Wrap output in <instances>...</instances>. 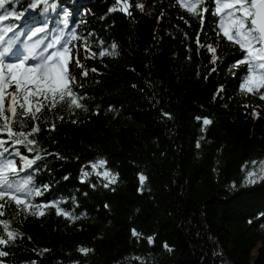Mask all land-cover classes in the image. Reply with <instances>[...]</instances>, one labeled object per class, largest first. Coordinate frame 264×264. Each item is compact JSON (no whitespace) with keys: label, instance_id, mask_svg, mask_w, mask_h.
Listing matches in <instances>:
<instances>
[{"label":"trees","instance_id":"16d2710c","mask_svg":"<svg viewBox=\"0 0 264 264\" xmlns=\"http://www.w3.org/2000/svg\"><path fill=\"white\" fill-rule=\"evenodd\" d=\"M29 3L48 29L66 14L65 32L82 37L72 46L83 67L72 71L84 108L27 119L24 131L41 129L35 152L21 147L41 157L26 170L42 189L33 203L49 206L40 216L6 203L0 221L17 236L0 245V264H264V179L245 182L264 160V100L241 92L247 66L233 67L243 53L218 35L214 0L199 15L178 0H127V12L118 0L8 7L26 15ZM105 170L114 182L96 174Z\"/></svg>","mask_w":264,"mask_h":264},{"label":"snow or ice","instance_id":"6c2138e0","mask_svg":"<svg viewBox=\"0 0 264 264\" xmlns=\"http://www.w3.org/2000/svg\"><path fill=\"white\" fill-rule=\"evenodd\" d=\"M178 2L192 14L199 15L201 11L205 13L209 11L207 7L201 8L204 0H187V3L185 0H178ZM214 2L213 15L219 17L218 35L222 34L243 53V58L233 67L247 66V74L239 85L241 92L259 94V98L264 100V0H214ZM14 3L19 4L20 0H0V216L4 215L5 205L9 202H14L19 211L42 216L45 213L37 212L35 209L49 205L33 203L36 197L42 195V189L35 185L32 175L26 171L41 157L37 154L34 158H30L21 152V147L26 148L29 153L36 151L38 141L34 137L41 129L38 123L29 131L24 129L28 127L27 119L38 120L39 114H42L44 109L51 111L61 104H67L69 110L84 108L81 102L83 98L74 91L76 78L72 71L73 65L83 67L79 58L73 55L72 46L73 41L81 40L82 37L72 29L67 34L68 39H65V29L69 27L68 19L65 17L63 28L53 42L46 44L41 38L28 43L46 29L40 27L29 29L24 33H16L12 23L5 25V21L20 20L25 15L24 11L9 10L8 6ZM118 3H122L121 10L127 12L130 6L127 0H118ZM36 7V3L28 5L29 9ZM201 22H203L202 18ZM8 33L14 35L6 40ZM20 35L27 36V40L21 41ZM197 43L199 44V40ZM115 47L112 45L113 54ZM85 51H90L86 40ZM208 51L213 54L212 63L215 64L216 49L208 45ZM106 54H109L106 50L99 52L101 57ZM91 55L95 56L96 53ZM212 71H215V68ZM87 74V71L82 73L84 76ZM72 122L76 123L75 120ZM203 123L208 125L212 121L205 118ZM17 125L19 130H16ZM54 129L53 124L52 130ZM9 143L13 148L11 152L7 146ZM251 163L256 165L257 161ZM105 164L106 161L100 160L92 165V169L95 171ZM96 174L109 180L110 183L115 180V176L107 170ZM139 179L143 184L146 177L141 174ZM256 179H264V160L259 162L258 172L247 173L245 182L255 183ZM107 186L105 184V187ZM51 206L56 207L57 215L73 219L71 214L62 211L55 203ZM0 224L3 225L6 233V236L0 235V245H7L16 239L17 234L9 230L8 222L0 221ZM132 235H138L135 229L132 230ZM148 241L151 244L153 238L149 237ZM164 247L171 251L167 244ZM79 251L87 255L92 250L81 247ZM6 255L7 252L0 251V257Z\"/></svg>","mask_w":264,"mask_h":264},{"label":"rangeland","instance_id":"374dc122","mask_svg":"<svg viewBox=\"0 0 264 264\" xmlns=\"http://www.w3.org/2000/svg\"><path fill=\"white\" fill-rule=\"evenodd\" d=\"M44 17H45V15H44ZM42 22H43V18L41 19V21L39 23V28L41 27L40 25H41ZM74 56H75V54H74ZM72 68H73V66H72ZM16 159L18 160L19 158H16Z\"/></svg>","mask_w":264,"mask_h":264}]
</instances>
